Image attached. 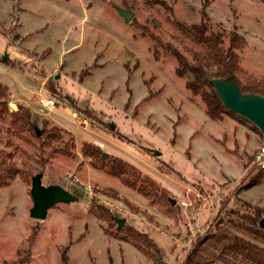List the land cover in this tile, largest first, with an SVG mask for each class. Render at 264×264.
Returning <instances> with one entry per match:
<instances>
[{
  "label": "rangeland",
  "instance_id": "1",
  "mask_svg": "<svg viewBox=\"0 0 264 264\" xmlns=\"http://www.w3.org/2000/svg\"><path fill=\"white\" fill-rule=\"evenodd\" d=\"M161 1L0 0V174L16 173L0 187V264H180L219 219L264 247L237 226L243 202L264 207V175L250 180L262 135L239 115L208 117L166 50L191 60L199 47L179 25L198 23L205 12L217 29L247 41L237 83L264 87V0ZM40 97L54 107H39ZM19 105L39 135L11 123ZM51 127L59 138L46 137ZM85 142L166 189L173 212L93 167L81 154ZM36 174L77 200L32 219ZM105 210L110 220L101 219ZM124 226L147 234L158 253L145 256L109 234Z\"/></svg>",
  "mask_w": 264,
  "mask_h": 264
},
{
  "label": "trees",
  "instance_id": "2",
  "mask_svg": "<svg viewBox=\"0 0 264 264\" xmlns=\"http://www.w3.org/2000/svg\"><path fill=\"white\" fill-rule=\"evenodd\" d=\"M156 2L164 5L161 0ZM216 26L218 25L213 24L205 12H202L198 23L189 26L179 25L180 30L199 47L192 52L191 60L173 46L166 45V50L177 62L175 75L178 78L190 77V80L184 84L185 89L200 98L206 115L213 120L221 119L224 114L236 115L224 107L214 89L213 81L233 79L237 83L235 74L239 68L240 51L247 43L246 39L235 31L227 32L221 27L219 30ZM237 85L243 94L252 93L264 97V87L259 83L250 82L245 86L237 83ZM4 106L6 110V104ZM30 117L28 109H23L20 105L17 111L10 113L13 125L18 129L31 130L36 135L35 125L30 121ZM44 132L49 139L60 137L55 127ZM81 154L89 159L93 167L105 169L108 174L117 177L124 186L136 190L152 202H157L163 212L171 213L175 209L176 206L172 205L168 191L131 164L116 157H109L106 160L100 147L91 143L82 144ZM248 160V163L252 162L254 157ZM253 168L257 169L250 180L252 184H256L264 175V168H261L258 162H254ZM14 174L16 173L10 169L0 174V187L4 186ZM243 205V212L237 213L239 221L237 226L244 232L264 240V227L259 226L260 220L264 219V207L254 206L248 202H243ZM109 215L105 210L102 218L100 216L99 218L107 221L111 219ZM222 222L219 219L215 230L210 229L205 236L196 238L180 264H213L215 261L223 264H264V247L231 233L221 226ZM109 234L115 239L130 240L145 256L152 258L159 251L147 234L130 226L117 227L115 233Z\"/></svg>",
  "mask_w": 264,
  "mask_h": 264
},
{
  "label": "water",
  "instance_id": "3",
  "mask_svg": "<svg viewBox=\"0 0 264 264\" xmlns=\"http://www.w3.org/2000/svg\"><path fill=\"white\" fill-rule=\"evenodd\" d=\"M125 21H129L132 15L129 12L119 11ZM213 86L221 99L224 107L229 111L239 115L254 124L262 135V150L264 151V97L257 94H243L233 79H215ZM36 135L39 132L36 131ZM106 158V155H104ZM41 174H36L31 179L30 197L32 207L29 216L35 220H44L48 210L59 203H72L77 197L67 190L57 185L44 186L41 184ZM175 201H172V205ZM124 221L119 220L121 227ZM260 227H264V219L259 222ZM159 264H162L159 262Z\"/></svg>",
  "mask_w": 264,
  "mask_h": 264
},
{
  "label": "built area",
  "instance_id": "4",
  "mask_svg": "<svg viewBox=\"0 0 264 264\" xmlns=\"http://www.w3.org/2000/svg\"><path fill=\"white\" fill-rule=\"evenodd\" d=\"M37 105L41 108L51 109L54 107V101L51 99L40 97L37 101ZM256 161L260 164L262 168L264 167V151L263 150L257 155Z\"/></svg>",
  "mask_w": 264,
  "mask_h": 264
}]
</instances>
